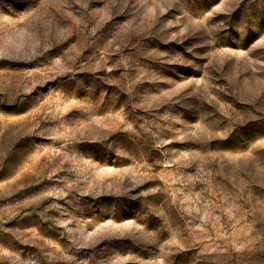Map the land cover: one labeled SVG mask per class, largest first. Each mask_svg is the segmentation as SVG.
Listing matches in <instances>:
<instances>
[{"label": "rangeland", "instance_id": "1", "mask_svg": "<svg viewBox=\"0 0 264 264\" xmlns=\"http://www.w3.org/2000/svg\"><path fill=\"white\" fill-rule=\"evenodd\" d=\"M0 264H264V0H0Z\"/></svg>", "mask_w": 264, "mask_h": 264}]
</instances>
